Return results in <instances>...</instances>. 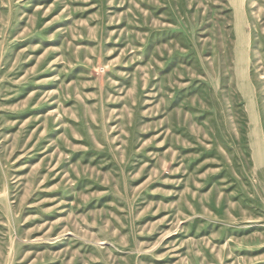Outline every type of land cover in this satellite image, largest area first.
<instances>
[{
	"label": "rangeland",
	"instance_id": "1",
	"mask_svg": "<svg viewBox=\"0 0 264 264\" xmlns=\"http://www.w3.org/2000/svg\"><path fill=\"white\" fill-rule=\"evenodd\" d=\"M0 264H264V0H0Z\"/></svg>",
	"mask_w": 264,
	"mask_h": 264
}]
</instances>
